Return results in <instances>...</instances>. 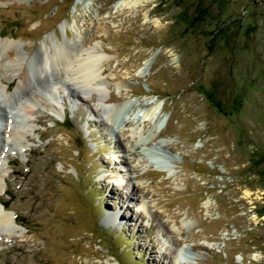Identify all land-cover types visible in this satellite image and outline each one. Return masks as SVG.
I'll return each instance as SVG.
<instances>
[{
	"label": "rangeland",
	"instance_id": "obj_1",
	"mask_svg": "<svg viewBox=\"0 0 264 264\" xmlns=\"http://www.w3.org/2000/svg\"><path fill=\"white\" fill-rule=\"evenodd\" d=\"M116 1L0 0V39L27 52L8 88L0 71V101L45 100L51 37L95 45L106 104H125L107 118L66 78L57 113L30 110L27 149L4 152L20 235L0 229V264H264V0Z\"/></svg>",
	"mask_w": 264,
	"mask_h": 264
},
{
	"label": "bare ground",
	"instance_id": "obj_2",
	"mask_svg": "<svg viewBox=\"0 0 264 264\" xmlns=\"http://www.w3.org/2000/svg\"><path fill=\"white\" fill-rule=\"evenodd\" d=\"M137 2L138 0H117L114 6H134L135 4H137ZM48 38L50 45L43 41L41 46L36 50V55L38 54L40 56V70L45 71L46 68H51L55 71V79L45 85L44 91L46 92H44L43 96L45 100L43 101V99H40L39 93L35 92L34 95H28L25 102L21 103V100H19L18 102H20V104L16 103L13 107L4 104L5 102L9 103L8 101L13 96V94L11 93H5V95H3L5 96L4 100L0 101V110L2 109V111L4 112L3 117H0L2 119V122L0 121V126L4 125V133L2 136L0 135V151L3 152V154L6 150H9L7 146L11 147V150L14 149V151L16 150L20 153H22L23 150L27 149V140H25L26 133L23 132V130H29V127L31 125H29L28 121L25 122L24 120L30 117L29 113L33 107L40 105L46 107L51 114L57 113L55 102L58 101L59 95H56L55 91H57L56 89H58V84H61V87H67L66 78H68L69 81H73L74 83L83 86L84 88L90 87V89L88 90L95 91V93H97L96 99L98 105L104 108L103 115L107 118L110 117V119H115L125 105L124 103H118L115 105H112V103L106 104L108 98L106 97V95H103L100 92L101 89L99 87V83H101V81H95L98 79L97 77H99L100 63L103 60L100 54L93 51L95 45L89 47L88 49L80 50L75 48V44L71 43L68 40L60 42L59 40H57V38L56 40H53L51 37ZM21 45V42L18 40H7L6 38L0 39V60H3V62H0L3 63L0 64V71L11 72V74L6 77V80L9 81L5 85V87L7 88L9 87L10 80L13 78V76H15L14 71L19 70L20 65H22L21 62H23L22 60L26 58L27 52H23V48H20ZM11 51H14V53H12ZM6 58L12 60L9 67L13 68H6V66L4 65ZM154 58L155 55L150 54L143 60V65H141L142 67H140V71L138 72L140 73V76H145L147 74L149 68H151L150 66L153 63ZM33 59L34 57L31 56L29 60L31 61ZM28 76L29 75L27 69H25V71L21 74V79L19 80L17 89H20L21 87H27V84H29ZM93 83L95 85L92 86ZM17 89L15 91H17ZM24 95H26L25 91ZM156 108L157 103H154L152 108H150L143 114L144 119H153V115L156 113ZM14 116L21 117L22 121L18 120L19 124H14V121H16ZM12 140H14L13 143L8 142H12ZM6 164L7 162L5 157L0 155V193L5 188V175L7 170L5 167ZM155 167L157 170L163 171L167 175H169L171 172L169 164L166 163H158ZM1 205L2 204L0 202V229H3L7 236H14L16 234L20 235L19 228L15 221L13 213L7 211ZM184 252V249H181L179 251V257H183V255L186 254Z\"/></svg>",
	"mask_w": 264,
	"mask_h": 264
}]
</instances>
